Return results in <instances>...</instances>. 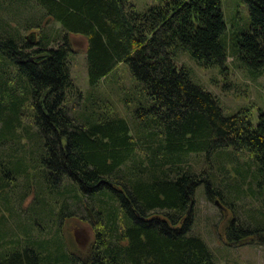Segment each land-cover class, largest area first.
<instances>
[{
	"label": "trees",
	"instance_id": "16d2710c",
	"mask_svg": "<svg viewBox=\"0 0 264 264\" xmlns=\"http://www.w3.org/2000/svg\"><path fill=\"white\" fill-rule=\"evenodd\" d=\"M29 1L0 0V202L17 220L13 206L34 194L23 229L2 226L0 264H217L205 241L188 233L198 186L208 200L220 190L188 157L246 153L264 207V112L256 125L244 111L225 117L178 55L222 71L231 58L251 78L262 76L264 0H242L251 29L232 31L229 46L220 0H166L144 12L128 0H31L37 24L33 17L12 26L5 3ZM45 20L60 26L61 40L47 35ZM68 35L86 40L90 87L128 66L136 94L129 87L121 102L138 106L129 117L108 97L86 107L88 95L80 111L70 112ZM83 108L95 112L81 114ZM71 204L93 229L84 253L68 248L57 225L77 216ZM251 225L232 220L227 242L264 243V226Z\"/></svg>",
	"mask_w": 264,
	"mask_h": 264
},
{
	"label": "rangeland",
	"instance_id": "374dc122",
	"mask_svg": "<svg viewBox=\"0 0 264 264\" xmlns=\"http://www.w3.org/2000/svg\"><path fill=\"white\" fill-rule=\"evenodd\" d=\"M164 1L166 0H128V4L132 5L137 12H144L147 8L159 6ZM220 2L226 24V43L229 46L232 31L235 34L250 31L248 9L242 0H220ZM3 7L10 10L6 14L12 26H19L26 21L30 22L33 17V24H37L35 17L39 15V11L33 1L30 0L25 7L11 3H5ZM41 27L51 38L55 37L61 40L64 35L56 23L51 24L45 20L44 23H41ZM32 31L26 32L31 34ZM56 31H60L61 34ZM26 32L22 31V35L25 36ZM68 41L71 47L70 77L74 84L73 91L68 95L70 112L76 114L80 111L87 95L89 104L86 107L88 108L96 109L98 99L108 97L111 102L117 105L121 116L127 118L126 111L135 112L138 109L136 101L127 102L126 108L121 102L122 95L127 92L130 86H134L128 66L120 64L97 87H90L86 69V40L80 35H68ZM56 46V42L51 43L48 49ZM178 56V64L192 69L193 82L217 99L225 117L244 111L248 114L252 124H257L259 114L264 112V74L255 79L251 78L246 66L241 62L233 64L231 58L227 60V71H222L219 67L202 69L196 66L184 53H180ZM129 89L131 90V87ZM92 109L83 108L81 114H86L89 111L94 113L95 110ZM129 115L130 118L133 117L131 113ZM132 120L139 121L133 118ZM227 151L228 157L221 153L214 155L215 157L213 156L210 161L206 160L204 154L203 156L191 155L188 157L193 170L213 174V185L220 190V195H211V199L208 200L205 186H198L192 210L193 223L188 235L201 237L212 251L217 264H264V243L258 244L259 239L250 240L249 237L234 245L229 244L226 240L225 230L232 220L241 222L244 227H252L251 224L264 226V218L260 216L261 214L259 215L260 211H264V207L255 183L254 167L248 165L251 162L250 158L244 152ZM33 199L34 194L31 192L19 207L13 206L14 208L11 210L13 215L15 217H17V213L20 215L17 220L10 217L8 208H4L0 202V218L5 217L4 223L1 224L0 221V232L3 230L2 226H6L4 229H7V225L9 227L18 225L23 229L26 221L22 219L21 215H24L23 212L27 211ZM36 208L40 209V207ZM70 211H74L77 216L66 218L57 223L60 236L68 248L75 253L78 251L84 253L93 241V229L89 222L81 216L80 206L71 204ZM32 215L34 216V213L30 211V215L26 216L27 220L29 217H33Z\"/></svg>",
	"mask_w": 264,
	"mask_h": 264
},
{
	"label": "water",
	"instance_id": "95a60500",
	"mask_svg": "<svg viewBox=\"0 0 264 264\" xmlns=\"http://www.w3.org/2000/svg\"><path fill=\"white\" fill-rule=\"evenodd\" d=\"M32 33H34V34H35V32H31V34H32Z\"/></svg>",
	"mask_w": 264,
	"mask_h": 264
}]
</instances>
